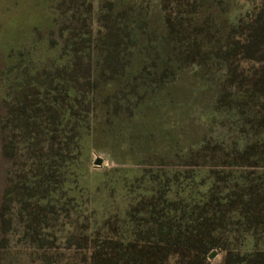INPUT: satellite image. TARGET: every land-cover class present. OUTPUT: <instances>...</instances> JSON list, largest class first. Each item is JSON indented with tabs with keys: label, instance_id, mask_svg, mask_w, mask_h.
<instances>
[{
	"label": "trees",
	"instance_id": "1",
	"mask_svg": "<svg viewBox=\"0 0 264 264\" xmlns=\"http://www.w3.org/2000/svg\"><path fill=\"white\" fill-rule=\"evenodd\" d=\"M130 1L103 0L94 16V0H0V142L11 164L0 204L5 255L15 254L13 264L24 254L33 264H214L207 257L220 248L217 264H264V0L216 40L198 42L205 50L189 47L200 32L182 0L174 16H155L166 21L165 54L223 65L216 103L256 138L220 161L100 170L92 165L98 105L106 116L111 104L125 110L127 96L143 97L136 83L177 76L172 65L170 74L167 65L145 68L143 52L130 48L122 24ZM135 53L143 58L133 64ZM14 233L24 244L16 251Z\"/></svg>",
	"mask_w": 264,
	"mask_h": 264
},
{
	"label": "rangeland",
	"instance_id": "2",
	"mask_svg": "<svg viewBox=\"0 0 264 264\" xmlns=\"http://www.w3.org/2000/svg\"><path fill=\"white\" fill-rule=\"evenodd\" d=\"M102 1L94 0V16L101 11ZM109 1H112L116 8L119 3L127 5L130 0ZM193 1L182 0L180 7L185 12L183 17L187 18V23L189 19L194 18L189 28L191 30L196 28L200 32L198 39L196 34L188 38L189 47L196 51L199 47L202 50L208 48L205 44H198L205 39L204 37L208 40L213 37V40H216L225 26L238 25L240 20L253 11L260 2V0H197L198 8L194 15L190 13V4ZM130 4L133 9L122 19L123 25L130 24L129 44L132 46L130 48H139L143 52V56L146 57L145 68L150 69V65L155 64L167 65L169 73L172 71L170 68L172 65L176 68L174 71L177 76L171 77L162 85H151L147 80H141L140 85L136 83L137 89L141 92L140 96L143 97H140L139 101L137 97L131 96L129 99L127 96L125 110L119 104L112 108L110 103L111 112L106 116L103 107L98 105L93 136L97 149L92 152L93 167L107 170L114 166L146 165L149 162L160 161L178 166L180 163L220 161L219 156L228 154L232 158L235 151L256 137L239 121L235 113L219 107L216 103L225 74L223 65L217 60L206 59L203 55H196L189 61H181L179 55L165 54L162 49L164 43L158 38V33L166 21L159 24L155 16L160 14L161 17L162 14L174 16L178 10L177 0L167 1L169 8L167 13L163 11L161 0H131ZM141 10L148 16L147 23H143V20L141 23L138 19ZM150 38L152 40H149ZM142 58L140 54L135 53L130 62L138 63ZM1 66L0 52V68ZM137 95L139 96V93ZM2 109L0 102V114ZM204 145L206 150L202 153L197 152ZM98 157L103 158V163L99 166L94 163ZM10 166L11 164L2 157L0 142V204L6 184V171ZM16 225L15 223L14 226ZM2 238L0 229V264L7 262L10 264L16 256L5 255V250L1 247ZM23 245L19 233L12 234L9 244L12 250L16 251ZM213 252L215 254L211 257ZM225 257L226 250L219 248L214 249L207 259L217 264L222 263ZM22 258L21 264L24 262L33 264L29 256L24 254ZM74 261L75 258L72 259V262Z\"/></svg>",
	"mask_w": 264,
	"mask_h": 264
},
{
	"label": "water",
	"instance_id": "3",
	"mask_svg": "<svg viewBox=\"0 0 264 264\" xmlns=\"http://www.w3.org/2000/svg\"><path fill=\"white\" fill-rule=\"evenodd\" d=\"M94 163H95V165H97V166H99V165H102V163H103V158L102 157H98V158H96L95 159V161H94ZM214 252L211 254V257H213L214 256Z\"/></svg>",
	"mask_w": 264,
	"mask_h": 264
}]
</instances>
